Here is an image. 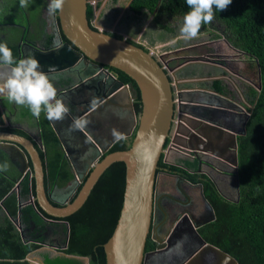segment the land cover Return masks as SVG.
<instances>
[{
  "label": "water",
  "instance_id": "water-1",
  "mask_svg": "<svg viewBox=\"0 0 264 264\" xmlns=\"http://www.w3.org/2000/svg\"><path fill=\"white\" fill-rule=\"evenodd\" d=\"M87 4V0H65L63 10L56 14L60 29L68 43H63L62 47L51 51H42L24 43L34 53L25 55L23 47H20L21 50H18L16 56L17 60L33 56L40 62L44 72L57 73L65 78L58 81L57 96L71 108L64 120L48 122L78 182L83 183L80 191L69 203L63 202V199H55L53 192L47 195L44 187V167L37 151V148H42L40 137L31 136L30 139H26L10 133L0 134L2 137L0 139L4 141L0 144V151L11 162H19V172L22 175L32 172L35 196H29L28 204L34 206L35 202L42 212L56 219H65L77 212L105 170L114 163L122 162L125 165L122 206L114 230L103 245L105 260L106 264H144L146 257L144 250L150 234L151 241L156 244L158 250L164 247L162 239L158 237L162 222L158 225L156 219H152L154 209L159 206L160 200L170 197L169 194L158 193L156 172L160 158L163 157L164 163L173 165L166 160L167 153L173 152L181 158V163L193 159L200 165H210L203 157L212 156L233 168L238 189L237 138L246 133L245 126L253 105L248 108L243 106V110L234 111L212 101L196 99L184 101L178 97V115L175 118L172 83L163 67L149 50L112 37L111 33H106L105 29L99 30L94 24L90 25L86 16ZM53 18L55 19V16ZM59 41L62 43L60 38ZM102 67L124 73L136 87L133 84L121 83L107 70H101ZM105 74L108 76H103ZM72 75L76 78H72ZM205 79L217 80L212 76ZM123 93L125 98H121ZM138 93L141 112L136 115L133 101L136 100ZM74 95L87 97L81 102L82 111L75 116ZM210 95L239 106L234 99L214 89ZM121 99L125 100L131 115L130 131L124 134L125 137H130L129 148L109 153L96 164L93 162L97 156H89L82 161L83 157L80 158V155L84 156L95 148L94 144L98 146L97 151L104 155L108 148L114 145L116 139H111L110 145L103 148L86 127L70 130L74 119H88L93 113L106 106H113ZM93 100L95 103H92ZM118 106L122 107L120 104ZM235 120H240L238 127L231 124ZM167 141L169 144L165 151ZM177 180L194 186L180 176H177ZM18 189L16 184L9 195L16 194ZM201 197L209 216L191 225L197 249L184 264H238L233 257L206 243L197 233V229L215 220L214 211L202 192ZM17 201L20 218L21 209L25 204L18 196ZM65 226L68 228L67 223ZM179 227L180 224H177L175 229ZM17 228L24 239L21 225ZM32 228L35 229V226ZM66 246L67 242L62 248Z\"/></svg>",
  "mask_w": 264,
  "mask_h": 264
},
{
  "label": "trees",
  "instance_id": "trees-1",
  "mask_svg": "<svg viewBox=\"0 0 264 264\" xmlns=\"http://www.w3.org/2000/svg\"><path fill=\"white\" fill-rule=\"evenodd\" d=\"M37 1L39 0H28L29 3ZM87 1L86 16L90 23L94 20V8L89 4L90 0ZM98 1L100 5L101 1ZM106 5L113 12L128 11L135 18H141L148 13L157 21L162 18L183 19L184 14L189 10L185 0H108ZM42 7H47L46 0L42 1ZM0 13L24 19L27 28L33 27L39 21L44 24L46 22L45 18H40L34 23L31 12L28 8L20 7L19 0H0ZM2 26H6V23L0 24V34H4V38L0 35V43H7L15 57L19 50L14 42L15 36H12L13 32L9 30L1 33ZM91 28L95 30L92 26ZM163 29L168 33L173 32L166 26ZM209 29L216 30L220 34V36L215 34L212 39L218 37L226 39L232 46L245 53L243 58L247 63V69L251 71V82H253L254 67L256 69V89L248 90L249 106L253 105V108L246 122L245 135L237 138L238 189H235L233 200L220 195L210 178L205 174L196 173L200 168L196 160L184 162L185 170L164 164L161 157L158 167L178 172L188 182L202 185L204 197L215 215L213 222L199 229V234L206 243L227 253L238 264H264V0H232L226 10L215 12L211 24L202 25L200 33L206 32L209 36L211 33ZM60 35L63 41H66L62 33ZM110 35L139 46L133 39H127L119 33ZM35 38L36 35H33L31 40ZM49 40L52 38L50 37ZM110 70L121 83L135 86V83L124 73L112 68ZM213 86L216 92L225 90L220 82H215ZM258 86H260L259 91ZM133 109L136 115L140 114L139 93L133 102ZM7 111L9 108L0 102V112ZM36 120L43 145L39 155L45 172L44 187L53 191L65 190L74 181V175L56 134L45 118V113L42 111L40 118ZM3 123L0 113V131L23 135L20 131L3 127ZM129 146L130 140H120L102 155L100 160L109 153L126 150ZM5 163L6 158L0 155V165ZM188 169L193 173H189ZM15 181L16 178H9L0 171V264H29L25 261L27 254L40 247L38 243L22 241L15 226L9 220L18 216L17 195H8ZM19 184L20 196L24 202L30 195L35 196L33 177L29 179L25 176ZM82 185L83 183L76 187L70 202L75 199ZM124 187L125 165L117 162L105 170L84 205L71 216L65 219L50 217L34 202V206L27 204L21 209L20 220L26 225L34 224L39 229L45 224L43 218L67 222L68 228L66 226L63 228L62 246L67 242L63 252L68 255L88 257L89 264H106L103 245L110 238L119 217ZM52 205L58 207L55 203ZM145 247L146 250L152 249L149 238Z\"/></svg>",
  "mask_w": 264,
  "mask_h": 264
},
{
  "label": "flooded vegetation",
  "instance_id": "flooded-vegetation-1",
  "mask_svg": "<svg viewBox=\"0 0 264 264\" xmlns=\"http://www.w3.org/2000/svg\"><path fill=\"white\" fill-rule=\"evenodd\" d=\"M91 1L92 0L89 1L90 5H91L90 3ZM48 3L49 0H46L47 5ZM95 8H94V12H95ZM46 9L47 7L46 8L42 7V12L44 15L43 18H45L46 16L45 24L39 21L35 23L33 27L27 28L25 25H21L17 21H14L12 24L6 23V25L9 27L14 26L15 28L18 27L20 28L19 39L16 43L17 46H19L20 43L23 44V42H25L28 45L32 44V46L42 51H51L54 49H58V47L54 45V41L58 42L61 45L63 43L65 44L68 43V41L66 40L65 36L63 35L60 29L59 21L56 18V15H55L56 20H55L53 17H50L47 14ZM93 24L94 21L92 20L90 22V25ZM22 29H24L23 36L21 35ZM6 30L8 29H5L3 32H5ZM105 31H107L106 33L108 34L111 32V31L109 32L108 29H106ZM61 33L66 41H63V39L61 38L60 35ZM3 35L4 34L1 35V38H4ZM33 35H36V38L34 40H31ZM50 37L52 38V40H49ZM59 38L62 43H60ZM209 39L217 43L207 46L210 49H207L206 46L202 45L200 48L206 52L204 55H191L193 57H182L181 60L179 59V63L176 66H173L172 59L174 58L172 55L168 54V56H172L171 58L166 55L167 56V60H166V56L160 59L161 56H157L155 53L152 54L154 59H156L158 63L163 67L170 82L172 83L171 87L173 93V100L175 102L174 103L175 118L178 115V97L180 99H183L184 101L188 99L204 100L206 102L212 101L213 103L220 104L221 106H225L229 109H231V106H233L229 102H224L222 99L220 100L217 98H213L209 92L200 89V86L204 83L210 84V87L213 90L214 88L213 84L215 82H220L223 89H225V87L221 83L222 81H224L226 84L225 85L226 92L225 90L224 92L227 94H225L224 92L221 93H223L228 98H232V94L228 92L230 91V87L233 86L234 75L236 73L235 65L237 64V60H234L236 57L234 58L232 55L237 56L238 58V56H245V53L241 52L235 46H232L226 39L219 37L216 39H211V38ZM10 42L11 41H9V43ZM222 42H224L226 46H222ZM23 49L25 55H29L31 52L34 53V51H32L27 45L23 44ZM230 53L232 55H230ZM199 56H204V57H199ZM206 60H208L209 64H212L208 66L209 68H211L212 70L216 69L218 71H221V73H219L218 75H211L213 78H216L217 80L214 79L213 81L211 79H205L206 77L209 76H206L205 78H200L198 73L196 74L193 73L192 69H194L195 64L206 62ZM241 66L239 70L240 75H242ZM101 70H107L109 73L113 74L118 80L117 76L110 70L109 67H102ZM178 70L179 73L180 72L183 73L184 76L182 78H179L176 76V74H173ZM45 73L49 75L56 89H58L57 88L58 81L65 79L60 77L57 73H53V74L47 72ZM103 76H108V75L105 74ZM72 78L75 79L76 77L72 75ZM86 98L87 97H80L74 95V116L78 115L82 111L83 106L81 102ZM119 104L122 105V107L118 106ZM126 118L128 119V123H126L127 122ZM87 120L89 121L88 125L86 126L88 131L91 132L92 134H96L97 132L99 135H102V138L100 139V144L103 146V148H107L110 145L109 143L110 140L114 138L112 135L113 129L123 134H126L130 131L131 115H130V111L126 107L125 102L115 103V105L113 106L110 105L106 106L102 110L100 109L99 111L93 113ZM236 124L238 127L239 124L238 123ZM129 138L125 137L122 140L129 141L130 140ZM118 141L120 140H116L115 143H117ZM168 144L169 141L166 142V145L164 147L165 151H167ZM94 147L97 148L98 146L94 144ZM111 147H109L108 150ZM92 150L94 151V149ZM98 154L100 156H98ZM170 154L173 155V152L169 153V155ZM96 156L98 157L94 159L93 164L99 162V157L102 156V154H100V151H98ZM175 156L177 157V159L176 158H174L173 160L170 159L171 163L173 164L171 166H177L179 168L185 169L183 163H181V158L177 155ZM203 159L206 161V163H209L210 165H205V164L200 165V168L201 166L203 167L204 172L199 168L200 170L198 172L196 171V173L205 174L216 185V188L220 195L227 198L228 200H233V196L236 189L235 178L232 180V177H234V175H232V171H234L233 168L227 164H224L223 162H220L215 158H212V156L203 157ZM176 160L180 163L175 162ZM9 163H7L8 166L11 165ZM188 172L193 173V171L189 169ZM156 176L158 179L157 182L158 193L160 194L166 193L170 195V197L162 198L160 200L159 206L156 207V210L154 209L152 215V219L153 218L156 219L158 225L159 222H162L161 225L159 226L161 231L158 237L162 239V244L164 245V247L158 250L156 248V244L151 241L152 249L146 250L145 247L144 250V255H146L144 264H184L197 249V244L192 236L191 225H193L195 222L198 221L201 222L204 220V218H207L209 216V211L201 197V192L203 193V188L202 185L198 183L195 184L191 183L195 186L194 187L189 184H185L178 181L177 176H180L178 172L170 171L166 168L158 167ZM230 182L233 185L230 189V192L223 191L219 186V184L223 185L224 187L229 186ZM46 192L47 195H49L50 193H52V190L46 188ZM56 192L57 190H54L53 192L56 194L55 199L57 200L63 199L62 200L63 202H67L71 199V196L75 193V190L68 195L66 193L62 194L61 192L60 193H56ZM28 200H30V197H28ZM44 222L45 224L43 228H41L43 229L42 231L39 232L38 230L41 229L37 228L36 226L35 229L32 228L34 224H31V226L30 225L28 226L29 233H24V235L29 236V238H32L34 243H38L39 240L37 241V239H40V241H43L45 244H48L53 247L62 245L64 240L63 228L65 227L67 222L64 224V221H55L46 218H44ZM177 224H180V227L178 229H175ZM199 229L196 230L197 233H199ZM174 234L176 235L172 237ZM148 238L151 240V234L148 236ZM208 259L209 258H207V260Z\"/></svg>",
  "mask_w": 264,
  "mask_h": 264
},
{
  "label": "clouds",
  "instance_id": "clouds-1",
  "mask_svg": "<svg viewBox=\"0 0 264 264\" xmlns=\"http://www.w3.org/2000/svg\"><path fill=\"white\" fill-rule=\"evenodd\" d=\"M95 1L99 2L98 0ZM100 1L102 4V2L105 0H100ZM185 3L189 10L183 16V22L179 28V38L183 39L184 41H191L199 37L202 25L211 24V22L215 18V12L226 10L228 6L232 3V0H185ZM64 4H65V0H49L46 9L47 14L50 17H54L59 11L63 10ZM19 6L22 8L29 7L28 0H19ZM11 28H15V27L13 26ZM13 38H14V42L17 43L19 38H17V36ZM24 43L25 42H23V44ZM23 44L20 43V45L18 46L19 50L20 47H23ZM54 45L58 48L62 47V45L56 41H54ZM0 69H6V71L0 70V96L2 95L3 102L8 100L9 103H14L18 106H26L30 110L32 116L35 117L36 119L40 118L42 111L45 113V118L48 121L57 122L65 119V117L69 112V108L66 106L62 98H58L57 89L54 86V83L50 79L49 75L42 70V65L36 58H34L33 56H28L26 58L17 60L16 57L14 58L13 52L8 47L7 43H0ZM5 96L6 98H4ZM2 99H0V102H2ZM92 103H95V101L93 100ZM0 113L2 119L5 117L9 118V111L0 112ZM88 123L89 121L87 119L75 118L70 130L84 129L88 125ZM3 127H9V126H4L3 123ZM0 134L3 135L8 133L4 131H0ZM13 135L16 134L14 133ZM112 135L116 140H122L125 138L123 133H120L115 129L112 130ZM38 137H40L39 129L36 138ZM2 143H4V141L0 139V144ZM92 149H94L98 153L97 148H92ZM39 150H43V145L41 149L37 148L38 152ZM63 153L64 156L67 158L64 151ZM4 157L6 158V163L0 165V171L6 172L8 169L7 162H11V161L6 157V155H4ZM100 158L101 157H99V160ZM16 162L18 163V168H20L19 162L18 161ZM11 163L14 164V162ZM28 163L30 164L29 161ZM72 173L74 175V181L69 186V188L65 190H59L56 193L61 192L62 194L65 193L67 195L71 194V192H73L76 189V187L81 184L78 182V178L76 177L73 171ZM19 174L20 177L16 179L14 186L17 184V186L19 187V183L25 177V175L30 176V178L33 177L31 171L27 172L25 175H22L20 172ZM52 192L54 191L52 190ZM53 195L56 196L55 193H53ZM28 202L29 200H27V204ZM69 202L70 201H67L66 203ZM3 212H5V210H3ZM20 218L19 216H17L16 218L13 219V221L21 225L24 233H28L29 225L22 223ZM13 221L11 222L15 226L17 232L19 233L17 228L18 226L14 224ZM24 237L25 238L22 239L20 235L22 241L33 242V239L29 238V236L24 235ZM38 240H39L38 243H40V239H37V241ZM44 244L45 243L42 241L41 245Z\"/></svg>",
  "mask_w": 264,
  "mask_h": 264
},
{
  "label": "rangeland",
  "instance_id": "rangeland-1",
  "mask_svg": "<svg viewBox=\"0 0 264 264\" xmlns=\"http://www.w3.org/2000/svg\"><path fill=\"white\" fill-rule=\"evenodd\" d=\"M42 1L43 0L30 2L29 7H27L31 12V16H33L34 21H32L34 23L44 16L42 12ZM107 1L108 0L103 1L100 5H98L99 2H96L95 0H92L90 2L94 8L97 5V7L95 8L93 21L94 24L99 27V30L108 29L109 32L111 31L110 33H119V35H123L126 38H132L135 43H138V45L145 48L147 51L149 50L151 54L155 53L157 56H161L160 59L170 54L174 58L172 59L173 66H176L179 63V59L181 60L182 57H193L191 55H204L206 52L203 51L200 47L202 45L207 47L211 44L217 43L215 41H211L209 37L213 38L215 34H218V36H220V34L216 32V30L209 29V31H211L209 36L206 34V32H203L199 34V37L197 39L184 41L183 39L179 38V28L182 25L183 19L176 20L175 18H170L169 20H167L165 18H162L161 20H159V22L153 19V17L148 13H145L141 18H135L133 14L128 11L113 12L109 7H107ZM13 20H17V22L21 25H24L25 23L24 19H18L17 17L9 16L6 13H0V24H12L14 22ZM165 26L172 29L173 32L168 33L164 31L163 28ZM218 27L220 28V26ZM5 29H8L9 32L12 31V36H18V34L20 33V28H11L7 25L1 27V33ZM222 46H226L224 42H222ZM207 49L210 48L207 47ZM230 55L232 54L230 53ZM172 56L168 57L171 58ZM234 60H237V64L235 65L236 73L234 75L233 86L230 87V91L228 93L232 94L233 99L239 100V97L241 95H243L244 97L247 94L248 88L256 89V69L254 67L253 82H251V71L250 69H247L248 66L245 59L242 56H238V58L236 56ZM206 62L208 63V60H206ZM206 62H203L204 64L202 62L200 64H195L194 69H192L193 73H198L200 78H205L206 76L211 75H218L219 73H221V71H218L216 69L212 70L211 68H209L206 65ZM240 66L242 67L243 76L239 74ZM173 74H176V76L179 78H182L184 76L182 72L179 73V70L174 72ZM221 83L225 87L226 92L225 82L222 81ZM200 89L212 93L210 84L204 83L200 86ZM233 179L234 177H232V180ZM219 186L223 191L230 192V189L233 185L230 182L229 186L224 187L221 184H219ZM16 225L19 226V224L17 223Z\"/></svg>",
  "mask_w": 264,
  "mask_h": 264
},
{
  "label": "crops",
  "instance_id": "crops-1",
  "mask_svg": "<svg viewBox=\"0 0 264 264\" xmlns=\"http://www.w3.org/2000/svg\"><path fill=\"white\" fill-rule=\"evenodd\" d=\"M15 44H16V42H15ZM233 57L235 58L236 56H233ZM206 65L209 66L212 64L206 63ZM248 89H247V94L244 97H243V95H241L239 97V100L235 99L236 103L239 104V106H234V105L231 106L232 110H234V111H236L237 109L243 110V106L247 107V108L250 107L249 106V91H248ZM210 94H212V93H210ZM124 96H125V94L123 93L121 98H125ZM0 99H2V95L0 96ZM217 99H219V98H217ZM118 102L124 103L125 101L121 99ZM1 104L7 106L10 109L9 110V118H6V117L3 118L4 126H9L11 129L16 130L17 132H19V131L22 132L23 135L16 134L17 136H20V137L30 139L31 136H33V137L37 136V134H38L37 120L35 117L32 116L31 112L29 111V109L26 106H18L16 104L9 103L8 100L3 102V99H2ZM23 111H25V112H23ZM23 114H28V115L24 116ZM126 121H127L126 123H128L127 118H126ZM239 122H240V120H235L231 124L237 126L236 123L239 124ZM92 136H94V138L97 139V142L100 144V139L102 138V135H99L96 132V134H92ZM169 153H171V152H169ZM169 153H167L168 156L166 157V160L170 161V159H172V160L174 158L177 159V157L175 156L176 154H173V155L170 154L169 155ZM96 154L97 153L95 150L94 151L91 150L88 153L84 154V156L80 155V158L83 157L82 158V161H83L85 158H87L89 156L95 157ZM0 155L4 157V155L1 151H0ZM191 161H193V159L188 160V162H191ZM175 162H178V161L176 160ZM7 163H9V162H7ZM178 163H180V162H178ZM9 164H11V165L8 166L7 171L6 172L2 171V173L5 174L9 178H11V177L16 178V179L19 178L20 174H19L18 163L15 162L14 164H12V163H9ZM83 166H84V164H83ZM79 169H80V166H78V170ZM200 169L204 172L202 166ZM25 176L30 179V176H28V175H25ZM20 188H21V185L19 184L17 196L19 197L21 202H23L24 200L20 196ZM27 200H28V197L26 198V201H25L26 205H27ZM13 219L14 218H9L10 221H13ZM17 220H18V218H17ZM38 244L40 245V247H38L34 251L28 253L26 258H25V261L28 262L29 264H48L47 261L53 262L51 264H57L58 262H60L62 264H89L90 263L88 257L68 255V254L64 253L63 251L65 248H62L63 247L62 245L55 246V247L50 246L48 244L41 245L42 241H40V243H38ZM55 262H57V263H55Z\"/></svg>",
  "mask_w": 264,
  "mask_h": 264
},
{
  "label": "bare ground",
  "instance_id": "bare-ground-1",
  "mask_svg": "<svg viewBox=\"0 0 264 264\" xmlns=\"http://www.w3.org/2000/svg\"><path fill=\"white\" fill-rule=\"evenodd\" d=\"M1 137V136H0Z\"/></svg>",
  "mask_w": 264,
  "mask_h": 264
}]
</instances>
